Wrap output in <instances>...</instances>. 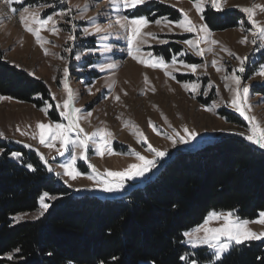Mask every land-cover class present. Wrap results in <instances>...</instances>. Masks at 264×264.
<instances>
[{
    "label": "rangeland",
    "instance_id": "rangeland-1",
    "mask_svg": "<svg viewBox=\"0 0 264 264\" xmlns=\"http://www.w3.org/2000/svg\"><path fill=\"white\" fill-rule=\"evenodd\" d=\"M153 1L171 6L178 11V16L175 19L167 15L151 19L146 14H134L139 6ZM221 2L223 11L213 10L210 5L205 6L204 10L209 7L219 15L234 16L238 21L236 26L211 30L196 12L192 0H143V3L128 9L118 0H13L12 7L17 9L15 12L9 9L5 0H0V56L30 77L42 80L50 97L41 107H37L0 95V141L35 152L48 174L53 175L70 192L115 197L136 186V182L142 185L148 181L170 154L178 150L197 149L219 135H236L246 139L250 135V122L233 107L234 98L245 115L254 117L259 127L264 129V93L258 92V88L264 84V76L258 74L264 68V41L258 34L253 36L255 29L248 21L247 14L241 11L253 5L264 6V0ZM24 8L38 12L41 19L52 16L55 21L54 25L49 23L40 28L32 22L30 15L25 14L27 26L33 30L39 28L40 43L20 21ZM185 13L196 26L195 31L189 32L175 26L176 22L183 20ZM140 17L148 23H130ZM254 19L264 26V12L256 9ZM157 20L161 23L157 24ZM121 24L125 27L122 28ZM201 25H206V32L199 30ZM53 27L55 32L52 31ZM137 28L138 33L134 32ZM129 36H132L133 49H140L138 53L134 52L140 60L148 61L150 65L163 58L167 67L153 68L130 57ZM245 37L246 42L241 43ZM254 39L256 43L252 42ZM186 40L192 41L194 46L184 43ZM173 56L177 59L176 64H172ZM238 57L244 60L243 65ZM110 64L116 67H107ZM190 64L197 65L195 71L184 66ZM240 67L244 68L243 72L239 71ZM65 68L68 69L67 76ZM165 71L170 75L166 76ZM233 75L240 78L239 85L232 79ZM185 84L190 87L186 89ZM192 84L197 86L194 91ZM244 86L249 88L246 96ZM68 89L73 94L71 106L79 110L76 119L83 129L80 139L85 134L91 136L100 130L111 133L105 138L103 148L97 147L101 142L97 135L87 142L85 149L71 144L60 149L59 140H51L47 130H44L46 143H40L42 130L37 127L39 123L50 127L55 124L67 125V120L60 113L64 109L63 101L68 98ZM237 90L239 97L236 96ZM150 121L155 131L149 127ZM184 128L195 132V137L185 143L173 144L169 137L176 138V133L184 135ZM68 135L71 140H77L75 131ZM144 138L147 143L143 142ZM48 143L53 146L48 147ZM148 144L166 153L163 157L155 158V167L143 176L125 178L122 188L105 191L98 181L106 178V170L120 172L131 164L139 163L133 154L135 152L148 159L154 158V154L148 151ZM58 150L62 154H58ZM73 155L76 156L73 167L79 173L75 179L65 175L61 167L72 160ZM44 194L39 197L35 210L14 214L11 217L13 222L41 216L45 210L40 207V198ZM48 198L49 195L45 197L47 205ZM212 212H231V219L249 221L245 226L248 230L264 233V224L255 222L262 219L260 213L264 211L256 218L244 219L232 210L211 209L201 223L184 231V234L193 233L194 236L203 237V231L197 233L194 230L203 225ZM223 224L222 218L211 219L207 227L218 228ZM249 240L262 241L264 238L242 242ZM184 241L193 249L209 248L199 243L193 246L185 235ZM235 244L231 242L228 251ZM209 250L214 256V250ZM139 264L153 262L140 260Z\"/></svg>",
    "mask_w": 264,
    "mask_h": 264
},
{
    "label": "trees",
    "instance_id": "trees-1",
    "mask_svg": "<svg viewBox=\"0 0 264 264\" xmlns=\"http://www.w3.org/2000/svg\"><path fill=\"white\" fill-rule=\"evenodd\" d=\"M134 14L175 19L178 11L153 1ZM203 17L211 30L238 22L209 7ZM258 90L264 93V84ZM0 95L37 107L50 98L42 80L1 56ZM136 183L117 197L75 194L48 174L35 152L0 141V264H264V240L235 244L219 260L209 248L184 241V231L211 209L244 219L264 211V151L246 139L219 135L197 149L178 150L148 181ZM44 192L43 214L14 223L11 217L35 210Z\"/></svg>",
    "mask_w": 264,
    "mask_h": 264
},
{
    "label": "snow or ice",
    "instance_id": "snow-or-ice-1",
    "mask_svg": "<svg viewBox=\"0 0 264 264\" xmlns=\"http://www.w3.org/2000/svg\"><path fill=\"white\" fill-rule=\"evenodd\" d=\"M113 2H117V0H113ZM119 3L123 5L125 9L128 8H134L137 4L143 3V0H118ZM5 3L11 9V11L15 12L17 9L13 8V0H5ZM192 5L196 9V12L200 15V18L203 19V11L205 6L210 5V7L213 10L216 11H223V4L221 0H192ZM85 8H87V5H85ZM259 9L260 11L264 12V6L260 5H253L252 7H245L242 8L241 11L245 12L247 14V19L251 23L252 28L255 29L253 32V36H256L257 34L261 38L262 41H264V26H261L255 19V10ZM25 14H28L31 16L32 22L35 24H38L40 28H43L45 25L52 23L55 24V21L53 20L52 16H48L46 19H41L39 17L38 12H30L28 8H24L22 10V14L20 16V21L25 26V30L32 33L33 36H35L37 43L41 42V38L38 35L39 28L36 30H33L32 28L27 26ZM166 19V18H165ZM133 25H146L148 21L140 17L138 19H133L130 21ZM157 24H160L161 21L157 20ZM169 23H172L169 21ZM176 27L183 28L186 31H195L196 26L192 23V21L187 17V14H184L183 20L176 22ZM121 27H125L124 24H121ZM200 31H207L206 25L200 26ZM53 32L56 31L55 27L52 29ZM99 31V29H97ZM134 32H139V29H134ZM151 35V34H149ZM70 39H74V37H69ZM247 38L245 37L241 43L246 42ZM253 43H256L255 39L252 41ZM184 43L188 44L189 46H194L192 41H184ZM213 43H216L213 41ZM140 51L139 48L133 49L132 46V36H129L128 38V55L132 57L133 59L137 60L139 63L145 64L146 66H151L153 68L160 67V68H166L167 64L164 61L163 58H158L155 60V62L148 65V61L140 60L137 55L134 54V52L138 53ZM202 54V53H198ZM241 60V65H243L244 60L239 58ZM177 59L175 56L172 58V64H176ZM180 63H183L182 61ZM213 65L215 66V61H213ZM187 68H190L192 71H195L197 68V65L190 64V65H184ZM107 67L114 68L116 65L110 64ZM219 70V69H218ZM240 72L244 71L243 67H240ZM65 76L68 75V69L65 68L64 70ZM261 76H264V68L260 70L258 73ZM165 75L168 76L170 73L165 71ZM232 79L236 82L237 85L240 83V78L238 76L233 75ZM186 89H188L190 86L188 84L183 85ZM65 87L67 89V84H65ZM197 86L195 84L191 85L192 90L194 91ZM154 91V89H153ZM249 91L248 86L243 87V93L245 96L247 95ZM236 96L239 97V90L236 92ZM119 99V97H117ZM73 102V94L70 89H68V98L63 101L64 109L61 111V116L67 120V125L62 124H55L54 127H50L48 125L39 123L37 127L41 129V135H40V143L45 144V132L44 130H47L50 133V139L51 140H59L60 142V149H65L67 145L71 144L73 147H79L81 149H85L87 147V142L90 139H93L95 136L100 137V143L97 145L98 149L104 147V143H106V137L110 136L111 133H106L103 130H100L98 132L92 133L91 136L85 134L83 136V139H80L81 134L83 133V129L80 128L77 119H76V113L79 111L78 109H75L72 107ZM232 105L242 116L245 117L246 120H249L250 127L249 132L250 135L246 137L249 141H251L254 144H257L260 148H264V129L260 128L259 125L255 122L254 117H249L245 115V112L241 109L240 103H238V100L234 98L232 100ZM91 115V113H89ZM149 127H152L155 131V126L149 122ZM75 131L77 133V140H71L69 137V133ZM184 135H180L179 133H176V138L169 137V139L172 140L173 144L180 142L185 143L186 140H190L195 137L196 133L193 131H190L187 128H184L183 130ZM2 135V134H0ZM143 134L141 133V136ZM95 142V141H94ZM140 142V141H138ZM144 143H147V139L144 138ZM48 147H52L53 145L51 143L47 144ZM148 151L154 154L153 159H148L145 156L140 155V153L135 152L133 153L136 157V160L139 161L137 164H131L128 166L127 169L115 172V171H108L106 170V178L99 180L98 183L103 187L105 191H113L115 189L122 188L124 186V180L132 179L136 176H143L146 172H148L151 168L155 167L156 164V157H163L166 153L164 151H160L154 147H152L151 144H148ZM109 152H111V149H109ZM58 154H62L60 150H58ZM13 156H18V153H12ZM43 159V157H41ZM83 152H81V159H83ZM76 159V156L73 155L72 160H70L68 163L61 165V167L65 170V175L71 177L72 179H75L79 173L76 172L75 168L73 167L74 161ZM29 168H31V165H29ZM51 171V169H49ZM97 175H99L97 173ZM107 177H111L112 179H108ZM48 194L45 193L44 196L40 198V207L43 210H46L48 208V205L45 203V197ZM43 214V212H41ZM233 213L229 212L227 214H218L215 212H212L209 214V217L205 219L204 224L199 226L197 229H195V232H201L203 231L204 235L203 237L194 236L193 233H185L184 235L189 238V242L193 244V246H196V244H206L209 248L214 250V256L217 260L221 258L223 253L228 251L229 245L231 242H235L237 244L241 243L243 240L248 239H261L264 238V233H254L250 230H248L245 226L249 223V221L244 220L240 221L239 219H231ZM260 216L262 219L255 221L257 223L264 224V212L260 213ZM223 219L224 224L221 227L218 228H209L207 227L209 220L211 219ZM222 238L223 241H222ZM11 259V257H9ZM181 259H185V257H181ZM190 264H197L196 260H192Z\"/></svg>",
    "mask_w": 264,
    "mask_h": 264
},
{
    "label": "water",
    "instance_id": "water-1",
    "mask_svg": "<svg viewBox=\"0 0 264 264\" xmlns=\"http://www.w3.org/2000/svg\"><path fill=\"white\" fill-rule=\"evenodd\" d=\"M251 144V143H250ZM251 145H253V146H255L254 144H251ZM256 148H258L259 150H262L261 148H259V147H257V146H255ZM262 151H264V150H262ZM135 187V186H134ZM125 194V193H124ZM121 195V194H120ZM118 196V195H117Z\"/></svg>",
    "mask_w": 264,
    "mask_h": 264
}]
</instances>
